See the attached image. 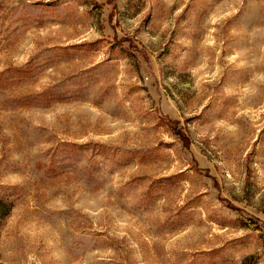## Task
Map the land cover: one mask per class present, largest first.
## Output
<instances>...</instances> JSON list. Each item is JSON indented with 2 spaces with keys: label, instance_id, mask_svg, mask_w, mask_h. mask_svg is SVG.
<instances>
[{
  "label": "rangeland",
  "instance_id": "rangeland-1",
  "mask_svg": "<svg viewBox=\"0 0 264 264\" xmlns=\"http://www.w3.org/2000/svg\"><path fill=\"white\" fill-rule=\"evenodd\" d=\"M0 264H264V0H0Z\"/></svg>",
  "mask_w": 264,
  "mask_h": 264
}]
</instances>
